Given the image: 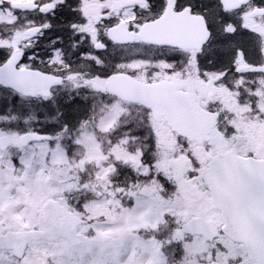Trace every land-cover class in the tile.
Instances as JSON below:
<instances>
[{
  "label": "snow or ice",
  "instance_id": "6c2138e0",
  "mask_svg": "<svg viewBox=\"0 0 264 264\" xmlns=\"http://www.w3.org/2000/svg\"><path fill=\"white\" fill-rule=\"evenodd\" d=\"M0 264H264V0H0Z\"/></svg>",
  "mask_w": 264,
  "mask_h": 264
}]
</instances>
